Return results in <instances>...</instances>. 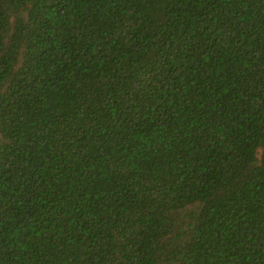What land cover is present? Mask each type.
<instances>
[{
	"label": "trees",
	"instance_id": "16d2710c",
	"mask_svg": "<svg viewBox=\"0 0 264 264\" xmlns=\"http://www.w3.org/2000/svg\"><path fill=\"white\" fill-rule=\"evenodd\" d=\"M0 264H264V0H0Z\"/></svg>",
	"mask_w": 264,
	"mask_h": 264
}]
</instances>
